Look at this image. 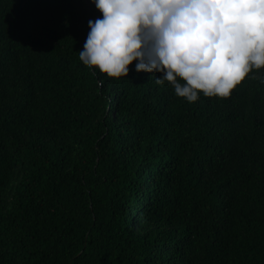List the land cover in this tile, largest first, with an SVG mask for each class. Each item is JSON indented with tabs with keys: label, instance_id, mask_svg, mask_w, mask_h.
Masks as SVG:
<instances>
[{
	"label": "trees",
	"instance_id": "trees-1",
	"mask_svg": "<svg viewBox=\"0 0 264 264\" xmlns=\"http://www.w3.org/2000/svg\"><path fill=\"white\" fill-rule=\"evenodd\" d=\"M97 18L0 0V264H264V68L189 103L85 65Z\"/></svg>",
	"mask_w": 264,
	"mask_h": 264
},
{
	"label": "clouds",
	"instance_id": "clouds-1",
	"mask_svg": "<svg viewBox=\"0 0 264 264\" xmlns=\"http://www.w3.org/2000/svg\"><path fill=\"white\" fill-rule=\"evenodd\" d=\"M102 18L79 58L109 77L160 73L189 103L229 97L264 68V0H92ZM183 81L185 83H180Z\"/></svg>",
	"mask_w": 264,
	"mask_h": 264
}]
</instances>
